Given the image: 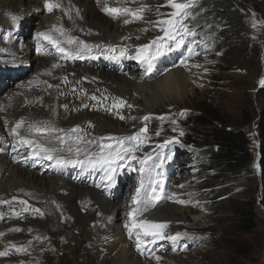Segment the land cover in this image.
Returning <instances> with one entry per match:
<instances>
[{"label": "rangeland", "instance_id": "1", "mask_svg": "<svg viewBox=\"0 0 264 264\" xmlns=\"http://www.w3.org/2000/svg\"><path fill=\"white\" fill-rule=\"evenodd\" d=\"M10 1L0 0V6L10 4ZM57 1L61 6L72 4V0ZM230 1L234 6L239 4L241 8L242 27L235 26L234 23H226L227 26L223 27V23L220 22L217 28L218 30L221 29L222 33L218 34L217 30L210 29L212 25L208 26L209 20L207 22L205 19L201 23L202 25L197 24V22H201L198 20L192 24L185 20L184 23L195 32V36H186L185 43L179 48L173 44L174 50L165 51L163 55L165 60H161V57L156 59L154 67L158 69V73L156 75L148 73V78L145 77L143 78L144 82L142 81L143 85H148V87L141 92H135L133 96H129V92L122 96L110 86H105V79L100 80L99 77L92 76L91 71L105 70L108 74L118 76L140 71L139 69L145 65L137 59L128 58L136 55V49L134 51L133 46H130L129 43L140 46L164 35L160 27L154 25L173 11L167 5L166 0H116L115 7H134L133 9H135L144 6L145 10L142 13L144 19H133L129 15L113 18L108 15L110 20H114V23L119 22L122 27L132 25V21H138L142 25L141 29L135 28L139 31H137L138 34L128 33L124 36H119L120 33L114 31L113 28V31L111 30L112 42L106 44H103L105 41L93 42L84 35H76L75 32L71 36L75 38V42L68 44L67 39L71 35V29L68 28L75 24L80 25L82 19L79 14L73 13V11H69L67 18L62 21L59 14L60 8H57V11L54 9L52 12H48L44 6V0H23L24 4L17 5L14 2L10 9L18 15H27L26 18L31 20V13L36 10H39V13L38 17L31 21L33 23L32 28L28 27L25 22L22 25H17L18 23L15 22L11 27L6 26L0 32V44L5 46L7 51L3 52L6 54L0 55V113L5 115L11 112L19 113L17 120H14L12 124L10 122L5 123V125L1 123L0 136L6 133L5 135L12 139L13 143L9 147L0 146V165L9 158L14 164H20L23 168L36 173L32 169L42 170L45 168L43 170L45 171L56 163L55 159L49 160L48 164L37 159L38 155L32 148L20 144L19 137L6 129L8 124L15 127L16 123L20 121V117L27 118V124L24 123L23 127L19 129L21 135L24 136H26L27 131L30 132L29 125L31 124L49 126L55 129L63 124L67 128L66 130L61 127V131L65 130L64 132L57 133V131L47 134L31 132V134L34 136L33 139L38 140L42 137L43 139L39 142L43 140L47 143V138H52L53 140H48V146L57 149L55 154L62 158L77 159L87 158L90 153L99 152L103 145H115L119 138L139 133L140 129L146 125L147 133L145 135L147 138L137 148L135 155L139 159H143L150 154L155 159L162 153L165 157L163 166L156 170L160 175L157 177L153 174V178L162 182L163 190L161 191L160 187L156 188L160 199L154 202L152 210L167 204L176 205L184 208V216L180 214L173 218L167 217L156 220L151 214H148L152 210L144 213L142 209L145 208V204H140V201L144 199V189H142L138 200L133 204L131 203V199L133 200V196L136 195V189L140 187V179L143 175L139 171L141 167L139 159L122 161L119 167L128 166L121 169L116 168L115 182L112 184L104 178L103 169L94 168L87 164L79 165L74 169L64 164L61 169H53L50 175L61 176L81 187L94 185L97 188L95 190L102 195L104 194L109 200L112 199L111 197L116 199V201L112 199V204L122 207V219L117 221L113 217L117 212L111 215L102 214L106 223L103 229L107 236L121 234L126 225L131 226L133 217H130L129 213L139 207H141V209L139 208L140 211L135 214L138 222L140 220L157 223L167 222L168 226L164 229L167 235L188 234L175 243L168 240H156L155 243L150 237L144 236L140 229H134L130 237L127 235L131 243V246L128 247L136 257L146 264H168L164 258L167 260L176 258L177 264H263L264 170L259 163L261 139L258 120L264 105V98L258 89L264 86L260 83L261 79L264 78V0ZM105 3H108L107 0ZM2 14L11 15L6 12H2ZM126 19L131 22L124 23ZM62 23L68 27L65 34L67 39L63 37V34L62 36L59 34L55 36L53 32L49 33L61 42L62 47H68L70 51L75 53L83 47L79 43L81 41L90 46V51L85 50L81 55L88 54L89 56L92 54L91 65L87 64L85 67L83 64H73L71 69H63L61 72L52 68L51 60L47 57L61 58L57 54H52L53 52L45 53L49 48L52 51L56 48L42 37H38L37 33L43 32L47 28L52 30L63 29ZM254 23L255 27H253ZM2 24L4 22L0 19V28ZM15 29L18 35L13 33ZM145 29L147 30L145 31ZM206 32H208V37L203 38L202 35ZM10 46L16 53L20 51L21 57L25 54L24 60L31 59L33 67L37 63L41 73L42 71L52 72L53 69L56 70V76H49L52 79L60 78L63 76L62 74L67 75L65 82L51 81L48 84H39L43 81L35 80L28 85V81L23 80L26 77L27 79L33 77L34 69L29 66L31 62L26 63L24 61L21 65L17 64V67L22 66L27 70L24 78L22 81L14 79V84H9L8 79L11 77L8 75H11L10 67L14 64H7V60L16 61L18 59V55L12 59H6L12 55L8 52L11 49ZM121 47L127 48V56H124L127 63L119 65L115 62L110 64L107 62L110 58H107L101 69L99 63H102V58L113 54L119 56ZM112 49L115 50L114 53L111 51ZM29 50H33L34 56L28 52ZM35 55L49 59V63L35 62ZM77 57L75 54L68 55L63 58V61L70 63ZM55 63L57 62L55 61ZM177 68L193 71L194 83L188 86L185 92L182 91L178 94L172 91L166 94L159 87L151 85L160 77H164L167 71ZM85 69L91 71L90 74L84 73L88 75L84 78L81 71ZM70 71L76 72L75 79H78L75 80L78 82L71 86L69 81L74 79L72 76H68L71 75ZM34 73H38V71H34ZM140 73H144V71L142 70ZM199 74L201 78L198 77ZM39 76L44 79L47 77L45 74H39ZM127 77L129 78V76ZM58 78L56 81H59ZM60 80L62 81V77ZM80 82L88 97L71 96L73 89ZM32 85L33 87L29 89L28 86L31 87ZM32 90L37 92L31 94ZM13 95L19 99L15 100ZM9 96L12 97V104L8 108L4 105V98L8 101ZM54 97L56 98L53 101ZM120 101H124L125 105L113 108V104H118ZM69 107H71V111H65ZM145 116L149 119L144 120ZM105 119L112 124L109 125L108 131L103 130V127L108 125L102 123ZM73 124H75L73 129H78L76 131L78 137L80 136L78 140L83 143L77 148L71 145L68 140L69 137L73 138L75 134L69 127ZM221 128L233 131L242 130L247 133L250 138L251 172L234 173L227 170H216V165L212 160L218 153V145L214 137L221 134ZM55 134L58 138L65 140L63 144L58 142L59 139L54 140ZM83 136L89 138L86 139ZM165 141H170V143L165 144ZM45 143L41 144L47 146ZM89 144L91 145L89 146ZM160 145H164V147L160 148ZM78 148L80 149L79 152H77ZM34 161L38 165L37 168L33 165ZM148 163L150 165L152 161ZM14 164H11L9 168L15 166ZM8 169L4 172L3 177L0 174V200L3 201L4 198L1 196L9 195L12 197L15 193L24 196L23 191H17V188L13 189L12 186L9 188L7 185L4 187L5 179L3 178L8 175ZM145 185H147L146 175ZM173 193L176 194L175 197L169 199ZM225 198H235L242 201L255 200L259 214L257 227L251 231L243 229L235 215L230 213L222 202ZM178 200L188 201V203H178ZM33 202L35 203V201ZM19 203L20 200L18 199L10 203H0V213L8 210V215L5 213L4 217L0 218V233H3L0 236V251H8V255L0 256V264L7 262L10 264L13 260L12 256L14 264L17 259L23 261H20V264H27L29 260L32 264H71L72 261L75 264H100L102 259L110 262L114 258V252L108 251L103 242L99 248H95L98 243H89V230L95 226V221H91L90 224L87 221L86 228H83L75 225L74 222L68 223V217L61 215V225L49 226L48 230H45L46 228L43 226H35L33 221H46V219L52 218L48 214L47 207H41L35 203L36 208L40 209V213L43 214L37 216V212H31L30 216H37L38 219L28 220L25 218L29 216L30 212L20 209L21 204ZM87 205L89 206V204ZM97 215L100 216L101 213L97 212ZM113 226H117V230H114ZM17 228L21 231L14 230ZM137 231H140V239L143 241L141 250L136 247ZM77 240L81 241L80 251L84 252L85 255L83 256L79 255V252H76L75 255L72 253L71 247H76ZM6 244H14L17 247L23 246L26 251L17 252L11 246L7 248ZM154 244L155 246H153ZM147 246L149 247L147 248ZM155 257H160V259L157 260Z\"/></svg>", "mask_w": 264, "mask_h": 264}, {"label": "bare ground", "instance_id": "2", "mask_svg": "<svg viewBox=\"0 0 264 264\" xmlns=\"http://www.w3.org/2000/svg\"><path fill=\"white\" fill-rule=\"evenodd\" d=\"M14 2L16 3V5L21 4V3L24 4L23 0H11L9 2L10 4H3L0 6V19H2L4 22V24H2V27L0 28V32L4 27H6V26L11 27L13 25V23H15V22L18 23L17 25H19V24L22 25L25 22L28 27L32 28L33 23L31 21L33 20V18L38 17L39 10H36L35 12L31 13L32 14L31 20L28 17L26 18L27 15L26 16L18 15L16 12H14L13 10L10 9V8H12L11 6H13ZM107 2H108L107 4H110L109 6L115 7L114 4H116V0H107ZM104 5H105V0H72V4L60 6V13L59 14H60V18L62 21H64L67 18V14L69 11H73V13L79 14L82 17V19L80 21L81 26L79 24H75L73 27L68 28V27L64 26V23L61 24L63 27V37L65 39H67V37L65 35L67 28L71 29L70 30L71 31L70 37L73 36V33L75 32L76 35H84L86 38L90 39L93 42L105 41L103 44L112 42L111 37L113 34H112L111 30L113 31V28H114V31H116L117 33H120L119 36L128 35V33L129 34H132V33L138 34L139 31L137 29H139V28L141 29V25H142L141 23H139L138 21H136V22L132 21L131 22L132 25H130L128 27H122L119 22L114 23L113 22L114 20H110L108 14H106L102 10ZM64 6H67V7H64ZM2 12H6V13L11 14V15L5 16L2 14ZM13 17L16 18L15 21L13 20ZM10 19L12 21L11 23H10ZM135 28H137V29H135ZM56 29H58V28H56ZM43 32H48V33L53 32L55 34V36H57L58 34L60 36H62L61 32L56 31V30H52V29H48V28L46 30H44ZM13 33L15 35H18V32L16 31V29L14 30ZM9 42H10V40H9ZM12 43H14V42H12ZM129 45L133 46L134 51L138 47V46L132 45L130 43H129ZM10 48H11V46H10ZM14 48L16 49V47H14ZM67 49H69V48L67 47ZM4 51H6L5 46H2L0 44V55L6 54V53H3ZM8 52L12 53V55L6 57V59L15 58L16 55H18L17 56L18 59L16 61L7 60L9 62V63L7 62V64H14L13 66L10 67L11 75H8L11 77V79L7 78L9 80V84H12L14 82L13 81L14 79L16 81H22V78H24V75L27 71L25 68H22V66L17 67V64L21 65V63H23L24 61L26 63L27 62L29 63L32 60L31 59H28V61L24 60L25 54L22 55V57H21V55L19 54L20 51H19V53H16V51H14L12 48L10 50H8ZM28 52H30L32 54V56H34L33 50L32 51L29 50ZM49 52H53L52 54H54V55L57 54L61 58V59H57V58L54 59V58L49 57V56L47 57L51 60L52 68L58 70L59 72H61V70H63V69L64 70H68L67 68L71 69L72 68L71 65H73V64H75V65L76 64H81V65L83 64V65H85V67H87V64L91 65L90 59H91L92 54H89V56H88V54L87 55H76V56H78L77 59L70 61V63H64L63 58L67 57L68 56L67 54L60 53L56 50L52 51L51 48H49L48 50L45 51V53H49ZM73 53H75V52H73ZM37 57L38 56L35 55V58H34L35 62L49 63V59L42 58L40 56L38 58H42V59H38ZM160 57H161V60H165L164 59L165 56L162 55ZM118 59L119 60L109 59L107 61V58H102V60H101L102 63H99L101 69H102V66L104 65L103 64L104 61H107L110 64L116 62L119 65L127 63V60H125L124 57H120ZM55 61L57 63H55ZM31 64H32V62L30 63L29 66L33 67ZM54 65H57V66L54 67ZM157 66L160 67L158 64H157ZM33 69H34L33 73H32L33 77H31L30 79H27V77H26L23 80L25 82L28 81V85H30L31 81H35V80L43 81V82H39V84L40 83L48 84L51 81L64 83L66 76H67V75L62 74L63 76H60V78L62 77V81L58 77H55L54 79H52L49 76H56L57 71L53 69L52 72L42 71V73H41L39 71L40 68H39L37 63L34 64ZM139 70L140 71H133L132 73H129V75H122V76L121 75L118 76V75H114V74H108L107 72H105V70H101L100 72H94V71H91L90 69H89V71H87L85 69V70H82L81 72H82V74H84V73L90 74V71H91L92 76L99 77L100 80L105 79V82H106L105 86H107V87L110 86L113 90L122 94V96L126 95V93H128V92L130 93L129 96H133V94L135 92L136 93L141 92L144 88L148 87V85L144 86L142 83L143 78L147 77L148 73H150V75H156L158 73V69H156L154 66H153V69L151 72H146V66H144L143 68H141ZM142 70L144 71V73H140ZM34 71H38V73H34ZM70 73H71V75H68V76L69 77L72 76V78L74 79V80L70 79V81H69V85L71 86L75 82H78V81H75L78 79H75V77L77 76L76 72L74 73V72L70 71ZM39 74H45V75H47V77L44 79L42 76H39ZM193 75H194L193 71H189L186 69H178V68L177 69H171L165 73L164 77H160L159 79L154 81V83H152L151 85L159 87L164 92H166V94L169 92H172V91L180 94V92H182V91L185 92L187 90V87L191 86L194 83ZM85 76L88 77V75H85V74L82 77L85 78ZM127 76H129L130 79ZM198 77L201 78L200 74L198 75ZM57 78L59 79V81H56ZM63 78H64V80H63ZM36 86H34V87H36ZM53 86H54V84H53ZM28 87H29V89H31L33 87V85L31 87L30 86H28ZM35 92H37V91L32 90L31 94H33ZM11 96H9L10 99L8 98L9 99L8 101L6 98H4L5 99L4 105L8 108L12 104V102H11L12 97ZM20 96H23V95H20ZM71 96L88 97L86 95L85 89L82 88L81 82H80V84H77L75 86V88L73 89V91L71 93ZM13 97H15V100L19 99L18 97L14 96V95H13ZM55 98L56 97H54L52 100L54 101ZM65 111L70 112L71 107L66 108ZM13 114H15V113L11 112V113H7L6 115L0 113V128H2V124L5 125V123H9V122H10V124H12L14 122V120H17L19 113L15 114V115H13ZM1 117H2V119H1ZM19 120H23L24 123L27 124V118L20 117ZM53 120H55V119H53ZM106 120L107 119H105V121H103L102 123L108 124V125L104 126L103 130L108 131L109 125H112V124L108 120L107 121ZM73 126H75V124L69 126V127H71V131L73 130V128H75ZM61 127L65 128V126L63 124H61V125H59L58 130H61ZM12 128L13 127L9 124L6 126V129H8L10 132H11ZM65 129L67 130V128H65ZM64 131L65 130L58 131L57 133L64 132ZM74 133H75L74 137L73 138L69 137L68 140L71 143V145H74L77 148V147L82 146L83 143L80 140H78V138L80 136L78 137V135L76 134V131ZM5 134L6 133H4L2 136H0V146L1 147H9L13 143L12 139H9V137ZM86 135H88V134H86ZM26 136L31 138V139L34 138V136L31 134V132H28V131H27ZM45 136H47V135H45ZM81 137H82V135H81ZM53 138L55 141H57L58 140L57 134H55ZM84 138L87 139L89 137H84ZM41 139H43V138L41 137ZM41 139H38V140L35 139V140H37L39 142V140H41ZM48 140H53V139L47 138V140H46L47 143H45L43 140H42V142H39V143H45V144H47V147H49L48 146ZM63 141H65V140H63ZM58 142H59V140H58ZM90 145L91 144H89V146ZM87 146H88V144H87ZM53 155L55 157H57L58 159L73 160V161L74 160L84 161L88 158V157L87 158H84V157L80 158L79 157L80 159L71 158V157L62 158L55 153H53ZM43 156H44V154L41 153V155H39L37 157V159H40L41 161H45V164H48L50 161L47 159H44ZM8 159H7V161H4L2 165H0V174H2V177L4 175V172L10 167V165L14 164L11 159H9L10 161ZM128 160H130V159H128ZM65 164L69 165L73 169L80 165V164H70V163H65ZM129 164H130V161H129ZM14 165L15 166H12L11 168L8 169V172H7L8 175L6 176V178H3V179H5L4 187L7 185L9 188L11 186L14 187L13 189L17 188L18 189L17 191H19V190L23 191L22 194L24 196H21V195H18L15 193V195L13 194L12 197H9V195L1 196V197H3L4 201H7L8 203L13 202L17 199L20 200V203H19V204H21L20 209L24 210L25 208H28V211L30 212L29 216L26 217L25 219H27V218H28V220L29 219H38L37 216L40 213H38L37 216H33V217L30 216L31 212H34V209H38V208H36V206L38 205L41 207H47L48 214L52 217V218L46 219V221H33V222H35V226H37V227L43 226L46 228L45 230H48L49 226H56L58 224L61 225V223H60V216L61 215H66L68 217V220H67L68 223L74 222L75 225L82 226L83 228H86L87 221H88V224H90L91 221H95V223H96L95 226L93 228H91V230H89V235H88V240L90 241L89 243H92V244L98 243L95 248H99L101 243L103 242V244H106L105 247H107V250L108 251L111 250L115 254L114 258L110 262L105 260V259H102L100 264H146L140 258L136 257L134 255V253L131 251V249L128 247V246H131V243L129 242V240L127 238V235H129L128 227H125L123 233H121V234L110 235V236H107L105 234V230L103 229V227L106 223H105V218L102 216V214L111 215V214H114L117 212V214L114 215L113 217H115L117 221H120L122 219V214H121L122 213V207L121 206H115L112 204L113 203L112 199L115 201H116V199L111 197L112 199L109 200L107 197L104 196V194L102 195L99 191H96L95 189H97V188L94 187V185H91V186L88 185L87 187H81L79 185H75V184L67 181L65 178H62L61 176L50 175L52 173L53 169H61L64 164L55 163L51 167L47 168L45 171H43L45 168H43L42 170L32 169L33 171H36V173L32 172L31 170L29 171V169L23 168L22 166H20V164L19 165L14 164ZM33 165L35 166V168H37V166H38L36 161L33 162ZM127 166H125V167H127ZM125 167H119V169L125 168ZM73 169H72V171H73ZM72 171H70V172H72ZM8 187H6V188H8ZM90 187H92V188H90ZM28 188H30V189H28ZM106 196H108V195H106ZM13 197H15V199H13ZM21 201H27V205L22 204ZM33 201H35V203L37 205ZM131 203L132 204L134 203V201L132 199H131ZM87 204H89V206ZM135 204H137V203H135ZM140 204H141V202H140ZM85 206H87L88 208ZM147 207H148L147 211L152 210L154 208L153 205L152 206L148 205ZM83 208H85V209L82 212L83 213L86 212L85 214H83L81 212V210ZM139 208L141 209V207H139ZM6 209H9V208L6 207ZM147 211H143V212L145 213ZM97 212L101 213V215L100 216L97 215ZM5 213H7L6 215H8V210L4 211L3 213H0V218L4 217ZM148 214H151L152 217H154V219H156V220L157 219L158 220L164 219L167 217L173 218L175 216H179L180 214H183V216H184V208H182L180 206H176V205L167 204L165 206H162L160 208L152 210L151 213L148 212ZM112 228L114 230H117L118 227L113 226ZM64 231L66 232L67 230L65 229ZM129 237H130V235H129ZM76 244H77L76 247H71L72 253L75 255V254H77L76 252H79V255H81V256L85 255L84 252L80 251L81 241L77 240ZM5 246L7 248H9L11 245L6 244ZM153 246H155V244ZM148 247L149 246H147V248ZM28 254H30V253L28 252ZM12 259L13 260H11L10 264H14L13 256H12ZM164 259H165V262H167L168 264H177V262H178L176 258H172L173 260H170V259L167 260L166 258H164ZM2 260H4V259H2ZM20 261H22V260L17 259L15 264H20L19 263ZM27 262L28 261L26 260V263ZM7 263H3V264H7ZM27 264H32V263L29 260V262ZM71 264H75V263L72 261Z\"/></svg>", "mask_w": 264, "mask_h": 264}, {"label": "snow or ice", "instance_id": "3", "mask_svg": "<svg viewBox=\"0 0 264 264\" xmlns=\"http://www.w3.org/2000/svg\"><path fill=\"white\" fill-rule=\"evenodd\" d=\"M166 3L168 6L171 7L173 11H171L166 18H162L159 21L155 23L154 26L160 27V30L163 32L162 37H157L155 40L151 41L148 44H143L137 47L136 49V55L131 56L128 58L131 59H137L142 64L146 66V72H151L154 66V62L156 59H158L160 56L165 54V51H172L173 44L176 48L181 47L185 43V37L186 36H195V32L190 29L184 21L187 19V17L190 15L188 12V9L192 6V0H166ZM44 6L47 9L48 12H52L54 9L60 8V4L57 2V0H44ZM106 14L112 16L113 18H116L120 15H129L133 19L142 20L144 19L142 13L145 10V7H139V8H121V7H111L107 3H105L103 9ZM15 17H13V20L15 21ZM130 20H125L124 23H129ZM255 23L253 24V27H255ZM55 28V26H54ZM56 31H59L63 34V29H55ZM147 29H145L146 31ZM38 37H42L44 40L48 41L49 44H51L56 50L60 53H65L67 55H81V53L85 50L90 51V46L83 44V42H79L83 47L77 51L76 53H73L69 49L62 47L61 42L58 39H55L50 33L48 32H39L37 33ZM179 37V38H177ZM68 44H72L75 42V38L69 37L68 38ZM171 42V43H169ZM191 51V49H189ZM113 53L115 52L114 49L111 50ZM127 56V49H121L119 52V56L113 54L111 56H106V58L110 59H118L119 57ZM57 65H54V67ZM196 67H199V65H196ZM261 85H264V78L260 81ZM95 99V97H93ZM125 105L124 101H120L118 104L114 103L113 107H122ZM66 107V106H65ZM183 114V113H181ZM123 119V117H121ZM144 120H148L149 117L145 116L143 118ZM163 119V117H161ZM24 121L20 120L16 123L15 127L11 129V133L15 136L19 137V143L22 145H27L30 148H32L36 155H41V153L44 154L43 158L47 160H56L57 164H87L92 167H100L104 170L105 173V179L110 183L115 182V172L116 168L121 166V162L125 159H131V160H138L139 158L135 155V152L137 148L144 142V139H146V133H147V126L145 125L144 128L140 129L139 133H135L130 136L121 137L117 140L115 145H103L100 148L99 152L96 153H90L88 155V158L84 161L82 160H62L56 158L53 153L57 151L54 147H47L44 144L39 143L35 139H31L27 136L21 135L19 129L23 127ZM29 131L35 132L39 134H47V133H54L57 131H61L49 126H41L38 124H31L29 125ZM73 132L78 131V129H73ZM159 135V133H157ZM181 135H183V132H181ZM143 137V139H142ZM59 139L60 143H63L62 138ZM170 143V141H165V144ZM160 148H163L164 145H160ZM80 149H77V152H79ZM168 159H171V157H168ZM149 161H152V163L149 165ZM165 162V157L161 153L159 154L155 159L149 154L146 155L143 159H139V163L141 165L139 171L143 174L140 179V187L136 189V195L133 196V201L136 202L138 200V197L141 195L142 189H144V199L140 201L141 203L145 204L144 211H147V205H153L154 202L158 201L160 199V196L156 192V188L160 187V190L162 191V182L159 179L153 178V174L155 176H159V172L156 170L161 168ZM145 175L147 176V185H145ZM182 187V186H181ZM150 189V191H149ZM175 193L172 194V196L169 197V199H172L175 197ZM15 199V197H13ZM178 203H188V201L184 200H178ZM0 203H7V201L0 200ZM22 204L27 205V201H21ZM25 211H28V208L24 209ZM35 212L40 213L39 209H34ZM140 209L136 208L133 209V212L129 213L130 217H133L131 226L128 227L129 235L131 236L134 229H140L143 232V235L146 237H151L152 241L155 242L156 240H168L172 242H176L180 240L182 237L188 236L187 233H176L174 235H167L164 232V229L167 228L168 224L167 222H153L148 220H140L139 222L135 218V213L139 212ZM41 215L43 213H40ZM19 215V214H18ZM15 231H21V229L17 228L14 229ZM3 233H0V236H2ZM137 236V244L136 247L138 250L142 249L143 241L140 239V231L136 232ZM191 238V237H189ZM12 248H15L17 252L26 251V249L21 246L17 247L16 245H11ZM8 255V251H0V256H6ZM157 260L160 259V257H155Z\"/></svg>", "mask_w": 264, "mask_h": 264}, {"label": "trees", "instance_id": "4", "mask_svg": "<svg viewBox=\"0 0 264 264\" xmlns=\"http://www.w3.org/2000/svg\"><path fill=\"white\" fill-rule=\"evenodd\" d=\"M240 10L239 4L234 6L230 0H193L192 6L188 9L190 15L187 17V21L192 24L198 20L201 22H197V24L202 25L201 23L205 19L207 22L209 20L208 26L212 25L210 29L217 30L219 34L222 33V30L217 28L220 22L223 23V27L227 26L226 23H234L235 26L242 27ZM212 32L214 33V31ZM202 37L207 38L208 32L204 33ZM258 92L264 98V86L260 87ZM258 126L261 139L259 163L264 170V105L259 113ZM220 130L221 134L214 137L218 145V153L212 160L216 165V170H227L234 173L251 172L250 138L247 133L242 130L233 131L222 128ZM222 202L228 211L235 215L243 229L251 231L257 227L259 214L255 200L242 201L225 198Z\"/></svg>", "mask_w": 264, "mask_h": 264}]
</instances>
